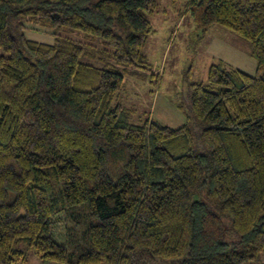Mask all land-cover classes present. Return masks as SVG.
Wrapping results in <instances>:
<instances>
[{
  "label": "trees",
  "instance_id": "16d2710c",
  "mask_svg": "<svg viewBox=\"0 0 264 264\" xmlns=\"http://www.w3.org/2000/svg\"><path fill=\"white\" fill-rule=\"evenodd\" d=\"M156 8L0 0V264L27 250L54 264H264V0H189L198 29L235 32L257 61L249 74L220 60L191 84L201 129L133 124L114 102L150 69Z\"/></svg>",
  "mask_w": 264,
  "mask_h": 264
},
{
  "label": "rangeland",
  "instance_id": "374dc122",
  "mask_svg": "<svg viewBox=\"0 0 264 264\" xmlns=\"http://www.w3.org/2000/svg\"><path fill=\"white\" fill-rule=\"evenodd\" d=\"M188 4L189 0H157V8L150 15L153 32L144 46L150 69L144 77L127 75L114 100L133 111L130 119L133 124L156 120L173 128L190 123L201 129L206 124L195 122L192 117L191 84L207 82L209 67L220 60L249 74L257 72V61L247 40L220 25L201 31ZM30 29L27 33L30 39L53 41L51 29L35 25H30ZM64 218V213L57 216L52 229V236L60 243L65 241ZM224 230L225 237L235 239L226 220ZM24 264L54 263L42 262L34 251L27 250Z\"/></svg>",
  "mask_w": 264,
  "mask_h": 264
},
{
  "label": "crops",
  "instance_id": "0c3cea01",
  "mask_svg": "<svg viewBox=\"0 0 264 264\" xmlns=\"http://www.w3.org/2000/svg\"><path fill=\"white\" fill-rule=\"evenodd\" d=\"M220 45V44H219Z\"/></svg>",
  "mask_w": 264,
  "mask_h": 264
}]
</instances>
